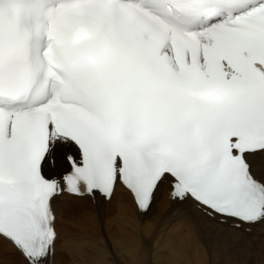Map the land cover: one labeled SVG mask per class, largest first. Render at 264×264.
<instances>
[{
  "label": "snow or ice",
  "instance_id": "obj_1",
  "mask_svg": "<svg viewBox=\"0 0 264 264\" xmlns=\"http://www.w3.org/2000/svg\"><path fill=\"white\" fill-rule=\"evenodd\" d=\"M123 197L264 264V0H0V245Z\"/></svg>",
  "mask_w": 264,
  "mask_h": 264
},
{
  "label": "bare ground",
  "instance_id": "obj_2",
  "mask_svg": "<svg viewBox=\"0 0 264 264\" xmlns=\"http://www.w3.org/2000/svg\"><path fill=\"white\" fill-rule=\"evenodd\" d=\"M167 215L161 204L154 220L141 225L139 214L123 197L104 206L101 225L93 203L70 205L65 218L77 239L57 264H246L248 257L238 243L231 251L217 249L210 237L193 235L183 222L161 227ZM0 264H21V259L0 245Z\"/></svg>",
  "mask_w": 264,
  "mask_h": 264
}]
</instances>
